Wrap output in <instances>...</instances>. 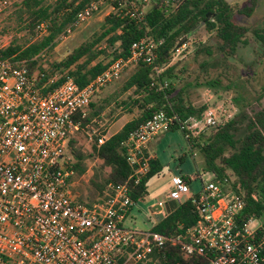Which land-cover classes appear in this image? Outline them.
<instances>
[{
  "label": "built area",
  "instance_id": "built-area-1",
  "mask_svg": "<svg viewBox=\"0 0 264 264\" xmlns=\"http://www.w3.org/2000/svg\"><path fill=\"white\" fill-rule=\"evenodd\" d=\"M22 1L0 0V17ZM120 1L128 0H94L58 43L71 39L104 10L109 16ZM48 34L41 24L36 39ZM159 44L152 38L135 42L129 58L111 62L85 87L71 77L60 81L59 74L43 82L44 75L31 73L25 61L0 54V264H159L155 254L167 245L179 249L185 260L264 264V219L245 214L247 202L229 178L220 181L205 172L212 178H201L195 194L184 177L171 176L167 201L160 210L155 208V222L167 216L164 206L173 202L190 201L197 216L194 226L172 236L124 226L134 204L128 185L91 205L75 193L77 172L69 143L81 130L77 114L85 118L97 93L121 79L128 67L140 61L153 64ZM232 118L206 110L201 118L180 123V129L190 140ZM175 121L176 117L157 113L127 139L136 184L149 173V146Z\"/></svg>",
  "mask_w": 264,
  "mask_h": 264
},
{
  "label": "trees",
  "instance_id": "trees-1",
  "mask_svg": "<svg viewBox=\"0 0 264 264\" xmlns=\"http://www.w3.org/2000/svg\"><path fill=\"white\" fill-rule=\"evenodd\" d=\"M93 1L23 0L14 7L17 9L16 16L25 25L24 31L35 38L38 27L45 24L49 34L31 43L19 44L16 40L2 49L0 54L14 61H25L31 73L44 75L43 82L59 74L60 81L71 77L80 87H85L103 73L111 62L129 58L135 42L152 38L160 43L153 64L140 61L133 67V73L122 87L99 102L92 101L85 118L80 114L76 116L81 122V129H87L95 119H101L114 103L115 108L111 109L110 115L115 113V109H120L132 116L121 130L114 135H94L92 154L89 156L77 147L75 138L69 143L76 172L84 173V164L89 157L101 160L103 168L111 169L103 184L95 185L102 199H107V194H112L114 188L120 185L129 186L134 204L127 213L128 218L135 205L149 196V182L165 169L157 156L152 157L149 173L136 184L132 179L135 169L129 162L125 147L129 136L160 112L178 119L167 133L180 130L184 134L180 123L190 118H201L207 110L206 106L195 107L187 103L184 90L175 89L172 83L176 77V65H172L174 58L185 51L190 37L199 28L215 35L216 49L224 60L234 58L240 48L247 44L250 30L236 22V14L229 0L120 1L114 3V12L100 25V30L65 59L53 62L46 60L66 30ZM256 6L257 0H252L251 6L239 10L238 14L251 17ZM135 10L138 12L134 13ZM252 33L256 42L264 48V28L254 29ZM202 50L207 56L212 55L210 48L203 47ZM199 53L197 50L196 55ZM200 67L206 70L212 65L203 63ZM213 67L218 66L215 64ZM218 84V81L205 82L210 87ZM103 90L105 88L99 93ZM204 132L190 140L186 139L190 154L194 157L197 152L202 157L205 172L213 174L220 181L229 178L231 187L247 202L245 214H255L264 219V108L251 112L241 110L225 124L210 127ZM185 161L186 155L179 158L180 164ZM181 176L192 188L196 178ZM198 191L193 192L197 194ZM196 220L197 216L189 201L182 205L171 203L167 216L158 223L152 219L149 222L152 231L172 236L186 232L195 225ZM160 253L155 254V257L159 255V264H206L205 260L197 257L185 260L180 250L171 245H167Z\"/></svg>",
  "mask_w": 264,
  "mask_h": 264
},
{
  "label": "rangeland",
  "instance_id": "rangeland-1",
  "mask_svg": "<svg viewBox=\"0 0 264 264\" xmlns=\"http://www.w3.org/2000/svg\"><path fill=\"white\" fill-rule=\"evenodd\" d=\"M229 2L235 11L236 22L250 30L247 44L240 48L236 56L224 60L216 49L215 35L208 33L204 28H199L190 37L185 51L177 55L172 62V65H176V77L173 78L172 83L177 91L184 90L187 103L195 107L206 106L207 110L215 111L217 117L222 119L234 117L241 110L251 112L264 108V48L256 42L252 33L254 29L264 28V0H257V6L251 17L239 15L238 11L250 7L252 0H229ZM16 10L13 7L6 16L0 17V47L7 48L16 40L19 44L37 40L36 37L32 38L27 31H24L25 25L16 16ZM107 17V10H104L87 26L77 31L71 39L62 44L58 43L46 60L53 62L65 59L73 50L99 31L100 25ZM203 47L210 48L212 55L207 56L202 50ZM197 50L200 51L198 56L196 55ZM203 63H211L212 68L207 67L206 70H202L200 66ZM215 64L217 68L213 67ZM133 67H128L121 79L98 93L93 103L101 101L122 87L133 73ZM207 81H218L219 84L216 87H210L205 85ZM200 83L202 85H199ZM114 108L113 103L101 119H95L87 129H81L76 134L77 147L86 155L92 154L94 135L104 133L114 135L131 119L132 116L120 109H115V113L110 115L111 109ZM206 132L207 129L204 133ZM153 145L155 155L161 160L165 169L160 176L154 177L149 182V196L145 201L135 205L131 216L124 222L125 227L138 231L151 228L149 220H155L153 218L155 208L167 201L166 196L170 190L172 175H187L191 179L196 178V182L192 184L193 191L200 190L201 178L204 181L212 178L211 175L205 176L202 157L197 152L194 157L190 154L188 142L180 130L160 135ZM184 155H186V161L180 164L179 158ZM102 165L101 160L89 157L84 164V173L77 172L75 193L86 205L96 203L103 198L95 185L103 184L111 169L103 168ZM170 205L171 203L167 207L165 205L164 211L169 210Z\"/></svg>",
  "mask_w": 264,
  "mask_h": 264
},
{
  "label": "crops",
  "instance_id": "crops-1",
  "mask_svg": "<svg viewBox=\"0 0 264 264\" xmlns=\"http://www.w3.org/2000/svg\"><path fill=\"white\" fill-rule=\"evenodd\" d=\"M154 142L150 145V148H149V153L154 157V156H156L155 155V152H154ZM170 204V203H169ZM153 218H155V213H154V216H153Z\"/></svg>",
  "mask_w": 264,
  "mask_h": 264
},
{
  "label": "water",
  "instance_id": "water-1",
  "mask_svg": "<svg viewBox=\"0 0 264 264\" xmlns=\"http://www.w3.org/2000/svg\"><path fill=\"white\" fill-rule=\"evenodd\" d=\"M159 210L161 209L160 207H157Z\"/></svg>",
  "mask_w": 264,
  "mask_h": 264
}]
</instances>
